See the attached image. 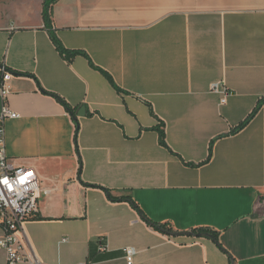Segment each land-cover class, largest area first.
<instances>
[{
    "label": "crops",
    "instance_id": "1",
    "mask_svg": "<svg viewBox=\"0 0 264 264\" xmlns=\"http://www.w3.org/2000/svg\"><path fill=\"white\" fill-rule=\"evenodd\" d=\"M44 2L0 0L19 115L4 122L6 153L42 187L26 252L39 264H128V247L134 264H264V0H58L52 30L69 58ZM3 105L0 92V116ZM200 229L214 239L184 234Z\"/></svg>",
    "mask_w": 264,
    "mask_h": 264
},
{
    "label": "built area",
    "instance_id": "2",
    "mask_svg": "<svg viewBox=\"0 0 264 264\" xmlns=\"http://www.w3.org/2000/svg\"><path fill=\"white\" fill-rule=\"evenodd\" d=\"M12 78L13 74L5 66H0V92L4 102L0 116V249L7 253L8 264H39L32 252H26L21 234L24 232V224L39 212L42 192L40 179L33 170L15 166L6 153L4 122L19 116L7 105L9 91L6 84ZM211 91L223 94L222 103L226 102L227 92L221 90L219 83L213 84ZM62 242H67V239ZM124 253L127 263L134 264L137 250L128 247Z\"/></svg>",
    "mask_w": 264,
    "mask_h": 264
},
{
    "label": "trees",
    "instance_id": "3",
    "mask_svg": "<svg viewBox=\"0 0 264 264\" xmlns=\"http://www.w3.org/2000/svg\"><path fill=\"white\" fill-rule=\"evenodd\" d=\"M58 0H45L44 2V10H43V18H44V21H45V24H46V28L49 29L51 31V35H52V38L58 48V50L64 54V56L66 57H72V56H75L76 54L78 53H68L62 46L61 42L58 40V38L55 36L53 30H52V8L54 6V4L57 2ZM164 138V136H163ZM108 196L110 197L111 200L113 201H127L129 200V198H117V197H114L112 196L109 192H108ZM157 228H164V229H167L166 226H156ZM195 233H198V234H210L212 235L213 237L215 236V232L211 231V230H206V229H200L198 231H195Z\"/></svg>",
    "mask_w": 264,
    "mask_h": 264
},
{
    "label": "water",
    "instance_id": "4",
    "mask_svg": "<svg viewBox=\"0 0 264 264\" xmlns=\"http://www.w3.org/2000/svg\"><path fill=\"white\" fill-rule=\"evenodd\" d=\"M84 111V110H83ZM81 116H83V114H81ZM160 230L164 231L166 234L170 235V236H174V237H177V236H180V235H183L181 233H176V232H172L170 230H166L164 228H160ZM186 235H192V236H197V237H201V236H208V237H211L214 239V237L210 234H198V233H191V232H187V233H184Z\"/></svg>",
    "mask_w": 264,
    "mask_h": 264
}]
</instances>
